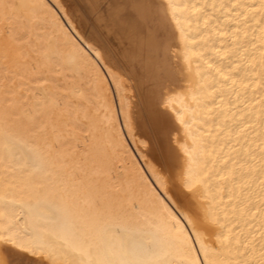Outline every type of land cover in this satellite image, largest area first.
Masks as SVG:
<instances>
[{
  "label": "bare ground",
  "instance_id": "1",
  "mask_svg": "<svg viewBox=\"0 0 264 264\" xmlns=\"http://www.w3.org/2000/svg\"><path fill=\"white\" fill-rule=\"evenodd\" d=\"M28 19L43 47L25 48L23 84L0 88V251L264 264V0H0L13 60ZM138 102L175 192L144 150Z\"/></svg>",
  "mask_w": 264,
  "mask_h": 264
},
{
  "label": "snow or ice",
  "instance_id": "2",
  "mask_svg": "<svg viewBox=\"0 0 264 264\" xmlns=\"http://www.w3.org/2000/svg\"><path fill=\"white\" fill-rule=\"evenodd\" d=\"M48 3H51V0H48ZM38 28L39 25H33L31 19H28L25 22L23 30L20 32V34L12 37L11 44L13 46H24V48H20L15 52V60H13L12 53L8 52L7 50L0 51V88L4 89L6 95H11L12 93V88H10L9 85L16 84V80H19L23 84V81L26 79V77L22 75V72L26 68V65L24 64L26 59L25 48L29 50L35 48L37 51H39V49L43 47V45L40 43L43 40V37L39 35ZM9 34V30L6 27L5 36H8ZM12 64H15L16 67H12ZM31 67L35 69V65H32ZM39 79L41 82H43V77H40ZM23 86L27 87L26 84ZM39 86L40 84H37V87ZM32 90L35 91V89ZM37 107H40V105H37ZM35 127L37 131H42L39 120L37 121ZM2 239L3 237H0V240ZM7 243H11V241L9 240ZM16 247L20 248L21 250H26L20 245H16ZM197 262L198 264H205V261L202 257H198ZM0 264H13V261L10 258V253H7L6 249L0 251Z\"/></svg>",
  "mask_w": 264,
  "mask_h": 264
},
{
  "label": "rangeland",
  "instance_id": "3",
  "mask_svg": "<svg viewBox=\"0 0 264 264\" xmlns=\"http://www.w3.org/2000/svg\"><path fill=\"white\" fill-rule=\"evenodd\" d=\"M138 102L137 105V119H139L138 130L140 137L145 140L144 150L147 156L155 162L160 168L164 169L163 173L167 180V186L169 187L170 192H175L177 188V181L174 175L167 171V162H166V153L163 149L162 144L158 141L156 132L154 131L152 124L147 117L144 108L141 106V103ZM144 114V115H143ZM147 124H146V122ZM146 127V128H143ZM147 145V146H146ZM159 147V148H158ZM161 148V149H160Z\"/></svg>",
  "mask_w": 264,
  "mask_h": 264
}]
</instances>
